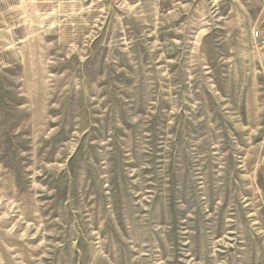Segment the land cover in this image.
Here are the masks:
<instances>
[{
    "label": "rangeland",
    "instance_id": "374dc122",
    "mask_svg": "<svg viewBox=\"0 0 264 264\" xmlns=\"http://www.w3.org/2000/svg\"><path fill=\"white\" fill-rule=\"evenodd\" d=\"M264 0H0V264H264Z\"/></svg>",
    "mask_w": 264,
    "mask_h": 264
},
{
    "label": "built area",
    "instance_id": "2783aa9c",
    "mask_svg": "<svg viewBox=\"0 0 264 264\" xmlns=\"http://www.w3.org/2000/svg\"><path fill=\"white\" fill-rule=\"evenodd\" d=\"M252 36L255 40H257V41L259 40V41H262L264 43V28L259 27V28L255 29L253 31Z\"/></svg>",
    "mask_w": 264,
    "mask_h": 264
}]
</instances>
